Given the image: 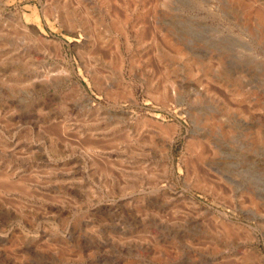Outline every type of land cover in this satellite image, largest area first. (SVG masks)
I'll return each instance as SVG.
<instances>
[{
  "label": "rangeland",
  "instance_id": "374dc122",
  "mask_svg": "<svg viewBox=\"0 0 264 264\" xmlns=\"http://www.w3.org/2000/svg\"><path fill=\"white\" fill-rule=\"evenodd\" d=\"M263 12L0 0V264H264Z\"/></svg>",
  "mask_w": 264,
  "mask_h": 264
},
{
  "label": "bare ground",
  "instance_id": "6f19581e",
  "mask_svg": "<svg viewBox=\"0 0 264 264\" xmlns=\"http://www.w3.org/2000/svg\"><path fill=\"white\" fill-rule=\"evenodd\" d=\"M263 15H264V12H263V14H261V16H260V17H261V20H263V21H264V16H263ZM34 35H35V34H34ZM177 54H178V53H177ZM180 54H181V53H180ZM239 94H240V93H239ZM165 134H166V133H165ZM198 140H199V142H201V140H200V139H198ZM205 141H207V140H205ZM193 142H194V141H193ZM196 143H197V142H196ZM197 144H198V143H197ZM195 145H196V144H195ZM200 145H201V144H199V146H200ZM193 147H194V146H193ZM197 148H198V147H197ZM200 153H201V152H200ZM200 153H199V154H200ZM200 155H201V154H200Z\"/></svg>",
  "mask_w": 264,
  "mask_h": 264
}]
</instances>
